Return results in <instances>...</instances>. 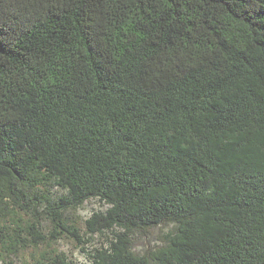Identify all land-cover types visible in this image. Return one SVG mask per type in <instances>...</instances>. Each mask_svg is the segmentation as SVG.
Wrapping results in <instances>:
<instances>
[{
	"label": "trees",
	"instance_id": "16d2710c",
	"mask_svg": "<svg viewBox=\"0 0 264 264\" xmlns=\"http://www.w3.org/2000/svg\"><path fill=\"white\" fill-rule=\"evenodd\" d=\"M65 239L264 264V0H0V264H79Z\"/></svg>",
	"mask_w": 264,
	"mask_h": 264
},
{
	"label": "rangeland",
	"instance_id": "374dc122",
	"mask_svg": "<svg viewBox=\"0 0 264 264\" xmlns=\"http://www.w3.org/2000/svg\"><path fill=\"white\" fill-rule=\"evenodd\" d=\"M99 209H103V205L99 200L93 199V200L87 201L84 204L83 208L79 209L77 213L78 215L77 219L80 222H83L84 219L90 217L94 211H97ZM102 240L103 238H100L96 235L95 238L93 239L94 241L93 246L100 245ZM157 240H158V234L154 232L153 234H150V235L138 236L137 244L139 245V248L140 247L146 248V247H149L155 244ZM59 246L62 251H64L69 256L73 257V259L77 260L79 264H83L88 261V256L80 250V248L76 245V243L68 239H65L60 242Z\"/></svg>",
	"mask_w": 264,
	"mask_h": 264
}]
</instances>
